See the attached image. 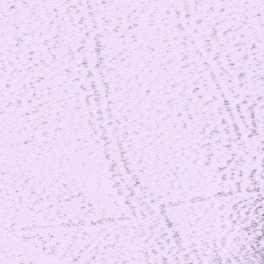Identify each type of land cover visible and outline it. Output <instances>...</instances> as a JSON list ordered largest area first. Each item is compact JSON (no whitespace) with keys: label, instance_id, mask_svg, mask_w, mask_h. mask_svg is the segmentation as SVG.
<instances>
[{"label":"snow or ice","instance_id":"snow-or-ice-1","mask_svg":"<svg viewBox=\"0 0 264 264\" xmlns=\"http://www.w3.org/2000/svg\"><path fill=\"white\" fill-rule=\"evenodd\" d=\"M0 264H264V0H0Z\"/></svg>","mask_w":264,"mask_h":264}]
</instances>
